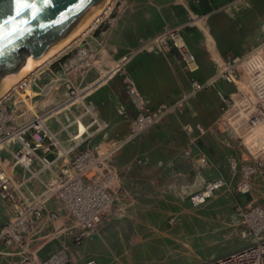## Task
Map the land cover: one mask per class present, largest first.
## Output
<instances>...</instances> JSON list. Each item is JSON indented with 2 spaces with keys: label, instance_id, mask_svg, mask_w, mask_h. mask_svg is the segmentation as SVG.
Listing matches in <instances>:
<instances>
[{
  "label": "crops",
  "instance_id": "1",
  "mask_svg": "<svg viewBox=\"0 0 264 264\" xmlns=\"http://www.w3.org/2000/svg\"><path fill=\"white\" fill-rule=\"evenodd\" d=\"M190 4L191 0H125L110 26L103 32V39H108L112 52L105 74L112 67H118L102 85L94 87L92 84L104 75L92 81L88 87L92 85L94 89L85 96H91L100 90L93 95L96 101L89 102L108 123V134L106 138L97 136L91 143H98L101 150L107 148L104 152L117 145L126 128L127 120L117 115V106L123 104L128 115L133 114L125 94V75L130 77L137 90L155 108L159 102L162 104L186 93L192 77L198 81L208 79L213 74L214 63L220 61L226 52L243 55L264 40V0H207L203 3L200 18ZM195 17L199 18L197 22L193 19ZM188 22L190 27H187ZM165 27H181L184 42L195 55L198 64V70L192 75L183 71L176 53L163 56L139 51L145 41L155 37ZM130 52L137 53L127 55ZM123 57L127 59L121 61ZM53 60L47 64H51ZM47 87L48 85L43 90ZM216 87L225 93L233 91L231 86L221 81ZM216 87L202 90L190 98L182 115L149 128L135 142L126 144L105 157L102 168L112 169L115 175V202L103 221V232L86 242L82 257L94 258L88 260L96 259L100 264H106L107 253L109 260L115 261L110 264H198L203 259L209 261L221 257L247 244V241L239 237V229L232 218L235 200L244 204V195L232 196V207L229 208V204L224 201L229 196H223V192L218 190L212 199L192 214L187 213L182 202L208 179L224 177L228 187L233 181L228 176L226 162L230 156L228 154L232 153L230 147L223 146L218 140L216 145L209 141H199L203 135L199 136L195 129L192 137L187 134L183 137L179 131L180 126L183 129L187 124L192 127L199 124L206 128L219 120L221 103ZM27 89L32 92V85ZM50 89L51 87L47 91ZM47 91L44 93L48 94ZM9 97L11 95L4 101L7 108H11L7 103ZM55 109L58 118L62 120L69 107ZM69 110L70 115L79 114L77 110ZM48 123L56 129L54 120L50 119ZM231 143L233 149V141ZM187 147L191 148L190 154H186ZM200 153L207 156L209 164L213 163V169L209 166V169L201 171L197 165V171L191 177L188 163L194 161ZM39 154L50 160L56 156L52 149L47 153L39 151ZM63 165L62 161L58 162L54 170H59ZM2 205L6 207L9 219V208L3 203ZM177 212L181 215L179 223L172 230L166 229L167 214ZM64 217L61 215L58 220ZM224 218L231 226L237 227L238 237L243 245L221 254L205 248L200 254H195L191 239L207 234L201 239L207 241L210 234H201L200 229L192 234V230L200 225H204V228L211 226L212 231H215V226L221 229ZM107 240L121 245L119 248H126L124 245L127 244L133 245V250L126 249L122 252L121 249L116 251V247L113 250L106 249ZM232 243L237 245L234 240ZM13 261L11 253L0 250V264H11Z\"/></svg>",
  "mask_w": 264,
  "mask_h": 264
},
{
  "label": "built area",
  "instance_id": "2",
  "mask_svg": "<svg viewBox=\"0 0 264 264\" xmlns=\"http://www.w3.org/2000/svg\"><path fill=\"white\" fill-rule=\"evenodd\" d=\"M181 30V27H165L145 41L139 51L163 56L176 53L183 71L192 75L198 70V64ZM30 75L19 81L17 90L25 91L31 86ZM220 81L233 91L225 93L216 87ZM124 87L133 115H128L123 104L117 106L116 113L127 120L128 129L117 145L106 152L101 151L98 143H91L94 135L106 138L108 134V123L99 118L94 105H88V109L76 116L70 115L67 109L62 120L56 109H51L18 121L22 115L16 114L15 104L7 108L4 102L16 90L0 98V201L10 211L9 219L0 224V246L21 248V256L11 264H75L66 245L43 259L26 253L23 250L26 237L44 218L54 222L61 215L71 220L77 243L83 237L96 235L115 201V175L112 169L102 168L105 157L139 139L165 117L182 115L189 99L202 90L216 87L221 103L220 129L236 137L254 161V164L238 165L234 157L227 158L228 176L237 179L230 193L233 197L249 194L253 179L264 177V40L243 55L226 52L214 63L213 74L208 79L198 81L192 77L188 91L172 104L151 107L150 101L126 75ZM50 119L56 122V129L49 125ZM79 121L86 127L82 133ZM194 129L202 136L211 127L183 126L189 137L193 136ZM51 149L56 153L52 160L39 154ZM190 153L191 148L187 147L186 154ZM61 161L64 165L54 170L55 164ZM196 163L202 169L209 167L204 153L198 154ZM222 187H228L224 177L204 182L200 189L188 195V202L194 208L199 207ZM233 208V223L239 229V237L247 244L203 264H264V204L246 205L235 200ZM177 220L172 216L167 222L171 225ZM86 264L97 263L88 260Z\"/></svg>",
  "mask_w": 264,
  "mask_h": 264
},
{
  "label": "rangeland",
  "instance_id": "3",
  "mask_svg": "<svg viewBox=\"0 0 264 264\" xmlns=\"http://www.w3.org/2000/svg\"><path fill=\"white\" fill-rule=\"evenodd\" d=\"M123 1L125 0H117V2L112 6L109 17L108 16L105 17L94 30H91L92 29L91 28L90 30L87 31V33L84 36L74 41L69 47L63 50L61 54H59L60 56L59 55L56 56L57 58H54L51 64H47V65L45 64L46 66L37 70L38 71V72L36 71L37 73H32L30 75V78L32 79L31 81L32 90H33L32 92L29 89H27L25 92L23 90H19L17 91V93L12 92L11 97H9L10 100L7 101V103L10 104L9 106H11V108L13 107V103H14L15 107L17 108L16 114L22 115L19 117L18 121H24L28 118H32L34 115L47 112L51 109L62 108L66 106L69 107V109H72L73 111L77 110L78 113H81L85 111V109H88V105H93L92 103L89 102V100L96 101V98L93 97V95H95V93L97 94L100 90L94 92V94L87 97L85 95L86 93H88V91H85V89L90 87V86L88 87V85L92 81L101 77L102 75H105V72L108 70L106 65L107 62L111 59L112 52L110 51L111 47L109 46L110 43L108 42V39L106 38L103 39V32L110 26V24L116 17L119 11V7H118L119 3H121L122 5ZM204 1L207 0H199L198 3H195L194 0H191L190 7L192 8V10H195L199 14L196 15L199 16V18H200L201 9L203 8ZM199 18L195 17L193 19L194 21L197 22ZM190 22L187 23V27H190L189 26ZM83 53H85V55ZM129 54L132 56L136 53L133 54L132 52H130L127 55ZM123 60H125V57H123L121 61ZM71 63H75V64L71 65ZM116 66L118 67V65ZM121 79L122 78H120V80ZM46 85H48V87L45 91H47L48 88L51 87V89L47 91V93L49 92L48 94H45L44 93L45 91L43 90ZM94 87H92L91 89H94ZM33 92L35 93L34 95ZM22 98L24 99V101ZM177 99L178 98L174 100H166L164 102L165 104H172ZM159 103H157L155 106L157 107ZM130 109L132 108L130 107ZM96 112L99 118L103 119L102 114L101 113L99 114L97 109ZM131 113H133V110H131ZM171 117L174 118V116L172 115L167 116L164 119H162L157 125H159L160 123ZM125 125H126L125 131L124 133L121 134L118 140H120L121 137L127 132L128 123L126 122ZM220 126L221 125L216 120L215 123H212V125L209 126L211 127V130H208L203 135L202 139H200L199 141L201 140L209 141L210 143L216 145V142L218 140L220 141V144H222L223 146L230 147L232 153H229L228 155L234 157L238 165H242L245 163L254 164V161L245 152L243 146L239 144L238 139L232 135H226L225 133H222V131H220ZM179 131L180 133H182L183 137L186 136V133L181 126ZM143 134L140 137H142ZM97 136H100V134L94 135L92 139L96 140ZM232 141H233V149L231 148ZM133 142H130L128 144H131ZM106 149L103 148L101 151L104 152ZM196 159L188 163L189 172H191L192 174L191 177L197 171L198 166L196 163ZM212 165L213 163L209 164L211 170L213 169ZM199 169L201 170L202 168ZM206 169H209V167L204 168V170ZM236 180L237 179L234 178L229 187H223V189L222 188L218 189L223 192V196L225 197L229 196L228 198L227 197L224 198V201L229 204L227 205L229 206V208L232 207L231 197L233 196L229 192V189L234 185V182H236ZM190 181H192V179H190ZM208 181H213V180L208 179L205 182ZM218 190L214 191L213 196ZM210 199H212V197ZM244 200L245 201L243 203L246 205L264 204V177L259 176L253 179L251 184V191L249 194L244 195ZM187 201H188V197H185L184 201L182 202L184 209L187 210V213L189 214H192L194 210H197L204 205L203 204L199 207L194 208L191 205H189ZM179 214H180L179 212H177L176 214H167L166 220L168 221V219L172 216L177 217V219L178 218L181 219V215ZM219 218L220 217H218V219ZM7 219H8L7 209L0 202V224L5 222ZM61 220L51 222L48 221L46 218H44L38 224V226L26 237V240L23 244V250L26 253L36 255L38 258H43L49 255L50 253H52L57 247L66 245L69 247L71 258L75 262V264H85L88 259H94V258L82 257L84 252V247L87 241H89L93 237L100 235L103 232L102 231L103 228H100L99 232L96 235L83 237L79 241V243H77L75 241V236L77 234L76 231L72 229L71 220L68 217H64V219ZM226 220L227 219L225 218L222 219L223 226L221 229H219L217 226L215 227L213 226L215 228V231H212L211 226H209L208 228H204V225H200L199 228H197L196 230L194 229L192 230V234L193 233L196 234L199 229L201 231V234L208 232L210 234L207 237L208 238L207 241H201V239L203 237H206L207 234L200 235L198 237L195 236L194 239L193 238L191 239L190 243L195 254L196 253L200 254L203 248L207 250L209 249L211 250V252L214 251L221 254L229 250L238 249L243 245V241L240 240V238L238 237L237 227L231 226L229 222ZM167 221H165V225H166L165 227L166 229H170V230H172L173 227H175V225L179 223V221L177 220L175 223L170 225L168 224ZM69 231H72L73 233L70 234ZM233 240L237 242V245L232 243ZM120 246L121 245L113 244L110 240H107L105 245L106 249L110 248L113 250L114 247H116L115 248L116 251H119L120 249H121L120 251L122 252H125L126 249L130 251L133 250V245H128V244L124 245L126 248L123 247L119 248ZM2 249L4 248L0 246V250ZM20 251L21 248L19 246H11L7 249H4V252L11 253V258H13L14 261L18 260L19 257L21 256V254H19ZM105 255H106L105 258H107L106 264L108 263L110 264L111 262L115 263V261L109 260L110 257L108 256V253ZM95 261L98 264H100L98 260L95 259ZM205 261L207 260L203 259L198 264H203Z\"/></svg>",
  "mask_w": 264,
  "mask_h": 264
},
{
  "label": "water",
  "instance_id": "4",
  "mask_svg": "<svg viewBox=\"0 0 264 264\" xmlns=\"http://www.w3.org/2000/svg\"><path fill=\"white\" fill-rule=\"evenodd\" d=\"M105 0H0V88L66 39ZM20 12V15H17Z\"/></svg>",
  "mask_w": 264,
  "mask_h": 264
},
{
  "label": "bare ground",
  "instance_id": "5",
  "mask_svg": "<svg viewBox=\"0 0 264 264\" xmlns=\"http://www.w3.org/2000/svg\"><path fill=\"white\" fill-rule=\"evenodd\" d=\"M116 0H105L103 4L93 11L78 27L75 31H73L66 39H64L59 44L55 45L49 51L45 52L41 57L36 59H30L25 68L17 74L16 76L12 77L11 79L7 80L3 86L0 88V98L7 94L10 90L15 89L17 90V84L21 79H23L26 75L30 73H34L37 70L41 69L45 64L53 60L56 56L61 54L63 50L69 47L74 41L78 38L84 36L88 30H94L97 25L105 18L109 17L111 12L112 6L114 5ZM123 59V58H122ZM126 60V58H125ZM123 60V61H125ZM121 66V65H120ZM117 66L112 67L110 71L107 72L103 77L99 78L94 84L96 86L102 85L107 78L113 75L114 71L116 70ZM92 85L85 89V91H91ZM29 88V87H28ZM10 89V90H9ZM27 89V88H26ZM9 90V91H8ZM8 91V92H7ZM26 91V90H25ZM24 91V92H25ZM7 92V93H6ZM23 99V98H22ZM24 101V99H23ZM79 132L82 133L86 130V127L79 121L78 122Z\"/></svg>",
  "mask_w": 264,
  "mask_h": 264
},
{
  "label": "snow or ice",
  "instance_id": "6",
  "mask_svg": "<svg viewBox=\"0 0 264 264\" xmlns=\"http://www.w3.org/2000/svg\"><path fill=\"white\" fill-rule=\"evenodd\" d=\"M18 3L23 4L24 8L21 9V12L24 11L25 8L30 7L28 4V0H17ZM17 15H20V12H17ZM4 25H0V29H2Z\"/></svg>",
  "mask_w": 264,
  "mask_h": 264
}]
</instances>
